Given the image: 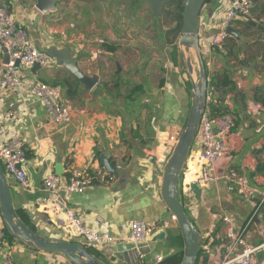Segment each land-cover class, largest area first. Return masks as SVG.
I'll return each mask as SVG.
<instances>
[{"label": "crops", "instance_id": "crops-1", "mask_svg": "<svg viewBox=\"0 0 264 264\" xmlns=\"http://www.w3.org/2000/svg\"><path fill=\"white\" fill-rule=\"evenodd\" d=\"M78 1L80 7L68 8L72 16L62 22L61 6L69 0H60L57 8L48 13L38 10L34 0H0L9 6L17 26L25 31L30 42L43 50L70 48L86 75L93 77L100 71L99 82L93 89H86L79 82L76 89L68 91L61 82L75 77L55 60L38 71L21 68L20 87L2 93L0 111L12 110L16 119L7 125L0 144L19 136L27 155L29 187H21L6 174L13 207L16 213L22 210L28 215L38 234L81 244L38 205L45 196L43 179L57 173L60 161V175L65 181L75 173L93 181V186L82 194L68 193L63 187L60 190L61 198L90 228L116 233L122 222L133 219L159 224L155 236L146 243L102 244L89 253L104 264H158L157 257L166 258L181 246L182 233L162 199L161 190L173 131L191 110L193 85L198 82L199 73L193 60L196 53L180 43L177 53L174 44L160 42L169 58L162 67L164 77L156 86V96L149 97L145 82H138V70L147 66L149 60L138 69L137 14L125 20L118 12L112 23L115 12L110 3L99 2L94 8L89 5L88 11L85 7L89 1ZM228 2L211 0L200 14V47L208 72L207 96L214 101V110L229 109L237 116L232 134L234 150L219 160L217 168V173L228 179L200 187L190 195L179 194L202 236V264H220L228 251L225 216L232 219L237 231L244 230L249 244L257 246L264 242V0L249 17L234 23L239 38L231 37L221 47L212 48L209 39L218 31ZM113 45L117 48L111 51ZM142 51L157 57L161 49L148 46ZM181 55L187 71L182 60H178ZM110 72L113 74L106 75ZM131 72L137 81L127 93V85L132 82L125 85V81ZM36 81L62 87L63 101L72 112L70 123H50L44 104L30 92V84ZM0 229L5 230L1 209ZM161 233L164 237H160ZM170 236H178L180 246ZM256 256L261 259L263 251ZM7 257H11L12 264H76L63 254L37 250L15 238H5L0 245V264Z\"/></svg>", "mask_w": 264, "mask_h": 264}, {"label": "built area", "instance_id": "built-area-1", "mask_svg": "<svg viewBox=\"0 0 264 264\" xmlns=\"http://www.w3.org/2000/svg\"><path fill=\"white\" fill-rule=\"evenodd\" d=\"M261 1L229 0L218 31L209 39V46L213 48L224 45L232 37L229 28L233 27L237 20L249 17ZM6 54L9 56L8 62L4 61ZM54 62L55 59L45 50L28 40L25 31L17 26L9 6L0 3V98L4 91L20 87L21 68H33L37 64L45 68ZM29 89L31 94L44 104L50 123L68 124L72 121V112L63 101L61 86L36 81L30 84ZM214 108V101L207 96L196 145L188 154L181 173L179 185L181 194H192L193 184L204 188L216 184L222 178L228 179V176L219 175L217 168L219 160L227 158L234 150L232 134L237 116L232 110L224 109L217 112ZM15 119L16 115L12 110L0 111V136H5L7 125ZM26 163V151L19 136H12L0 144V164L5 167V173L23 188L29 187ZM92 186L93 181L89 176L75 173L65 181L62 175L50 173L43 179L45 196L39 200L38 205L44 213L57 220L61 229L71 239L81 241L82 245L91 247L116 243L138 245L148 242L155 236L159 224L141 219L122 222L116 233L108 230L99 232L90 228L61 198L60 190L63 187L68 193L82 194ZM172 217L176 220L173 215ZM224 222L228 251L220 264H264V242L253 246L248 243L244 230L235 229L229 216L224 217ZM4 240V230L0 229V245ZM259 251H263L261 259L256 256ZM162 260V257H157L158 262ZM2 264H12L11 257H7ZM198 264L202 263L199 261Z\"/></svg>", "mask_w": 264, "mask_h": 264}, {"label": "water", "instance_id": "water-1", "mask_svg": "<svg viewBox=\"0 0 264 264\" xmlns=\"http://www.w3.org/2000/svg\"><path fill=\"white\" fill-rule=\"evenodd\" d=\"M36 7L42 13H48L57 8L60 0H34ZM150 6L152 16L162 15L167 2L165 0H147ZM207 0H185L182 12V27L179 37V43L185 46L186 50L193 48L196 53L199 65L198 82L193 85L192 106L187 120L186 128L179 137V140L165 164L162 184V199L167 209L176 218L179 228L182 231L185 250L181 264H196L201 253L202 236L189 217L184 204L179 200V185L181 173L186 162L187 156L192 149L194 139L197 137L201 118L206 107L208 95V72L206 63L200 47V14ZM229 33L232 37L239 38L237 31L231 27ZM49 56L58 61L72 76H74L86 89H93L99 82L100 71L93 77L86 75L79 67L78 60L72 55L70 48H46ZM5 62L9 61L6 54ZM19 65V61H17ZM188 66L192 71V64L188 61ZM42 67L35 65L33 70L38 71ZM190 71V72H191ZM107 155V154H106ZM108 156V155H107ZM104 164L111 169L108 161L103 158ZM63 173L61 162L57 166V174ZM199 185L193 184L192 189L197 191ZM0 209L4 220V228L13 238L26 243L28 246L52 253L63 254L76 264H104L93 257L87 248L79 243L59 241L47 238L31 230L24 224L13 207L10 185L8 179L0 164ZM164 237V233L160 234ZM159 237V236H158Z\"/></svg>", "mask_w": 264, "mask_h": 264}, {"label": "rangeland", "instance_id": "rangeland-1", "mask_svg": "<svg viewBox=\"0 0 264 264\" xmlns=\"http://www.w3.org/2000/svg\"><path fill=\"white\" fill-rule=\"evenodd\" d=\"M78 2H79L78 0H69V3L61 6L62 14L60 15V18L62 22H66V20L72 16V13H68V8L80 7V5H77ZM99 2L106 3V4L110 3L111 11L115 12L112 15V23H114V21L116 20L117 18L116 13L118 12H121V16H123L125 20L134 18L136 17V14H137V17H138V59H139L138 69L141 68L140 66L144 65L145 63H148V60H149V63L154 62V64L150 63L151 65H149L148 63L149 66L148 65L144 66L142 69L143 71L138 70V73L141 72L140 75H138V82L142 80L145 82L144 85L146 86V90L148 91L149 97H153L151 95H154V94L156 96V92H157L156 86L161 82L162 77H164V71L162 70V67L165 66L167 57L169 58L167 53L164 52V49L162 48V46L160 47L159 43L165 42L166 32L169 29H171L174 25L171 24L170 22H167L166 20L167 18L165 19V16L160 15L159 17H153L150 6L148 5L146 0H139L138 5L134 4L132 0H99V1L92 0V2L89 1L90 4L88 3L87 7L85 8H87L89 11L90 10L89 5L94 8V6L97 5ZM122 27H125V24H122ZM178 45H179V38L177 39V46ZM148 46L150 47L152 46L154 50L161 49V51L158 53L159 55L157 57H152L153 56L152 54H151L152 56H149L148 54L143 52L142 50L144 48H148ZM140 50L141 52H139ZM177 53H178V49H177ZM178 60L179 61L182 60L181 65L184 67V70L187 71L188 68H187L186 60L184 59V55H181L180 57H178ZM193 60H194L196 69L197 67L199 69L198 61L195 55L193 56ZM132 72L129 74L127 80L125 81V85L128 84V81L132 82L131 85H127V91H126L127 93L131 92L134 89L135 87L134 85L137 81V76L133 78L131 77ZM112 74L113 73L110 72V73H107L106 75H112ZM197 77H199V73ZM195 80H197V78ZM140 106L141 105L138 103V107ZM135 107L136 106L132 108H135ZM189 113L190 111L182 119L179 125L175 127V130L173 131V134H174V136H172L174 139L173 146L171 147L167 161L169 157L171 156L179 140V137L181 136V134L186 128ZM196 142H197V138L194 139L192 149L195 147Z\"/></svg>", "mask_w": 264, "mask_h": 264}, {"label": "trees", "instance_id": "trees-1", "mask_svg": "<svg viewBox=\"0 0 264 264\" xmlns=\"http://www.w3.org/2000/svg\"><path fill=\"white\" fill-rule=\"evenodd\" d=\"M84 1H90V0H84ZM134 2V4L138 5L139 0H132ZM167 2V4L164 7L162 16H165V19L167 20V22H170L171 24H173L174 26L169 29L166 32V43L167 44H174V49L177 50V39L180 37L181 34V27H182V12H183V7H184V2L185 0H165ZM211 0H207L206 3L210 2ZM116 46L113 45L111 46V51L116 50ZM205 61V60H204ZM61 84L67 88L68 91H72L74 89L77 88L79 81L75 78L74 80H70V78H66L64 79ZM3 169L5 170V167L3 166ZM179 200L184 204V200L182 199V197H179ZM185 206V204H184ZM186 208V207H185ZM187 211V210H186ZM19 217L21 218V220L24 222V224L26 226H28L31 230L36 231L35 226L32 224V222L30 221V218L28 217V215L22 211L19 210L18 212ZM181 231V229H180ZM5 232V238L8 240H12L14 239L9 233L6 232V230H4ZM182 233V231H181ZM170 240L176 244L180 246V242H179V237L178 236H170L169 237ZM180 240H181V246L183 245V248L180 246L179 250H177L174 254L163 258V260L161 262H159L158 264H181L183 257H184V250H185V241H184V237L183 234H181L180 236ZM87 248V250L91 253L93 247L91 246H86L83 245ZM200 260V255L198 257L197 263H199Z\"/></svg>", "mask_w": 264, "mask_h": 264}, {"label": "clouds", "instance_id": "clouds-1", "mask_svg": "<svg viewBox=\"0 0 264 264\" xmlns=\"http://www.w3.org/2000/svg\"><path fill=\"white\" fill-rule=\"evenodd\" d=\"M177 221V220H176Z\"/></svg>", "mask_w": 264, "mask_h": 264}]
</instances>
